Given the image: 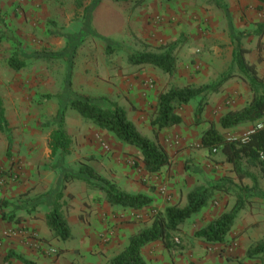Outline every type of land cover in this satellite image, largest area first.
Masks as SVG:
<instances>
[{
    "label": "rangeland",
    "instance_id": "374dc122",
    "mask_svg": "<svg viewBox=\"0 0 264 264\" xmlns=\"http://www.w3.org/2000/svg\"><path fill=\"white\" fill-rule=\"evenodd\" d=\"M0 23V99L9 126L8 134L0 133V206L14 205L17 213L13 219L32 217L35 210L30 203H41L36 205L35 213L45 217V224L55 202L73 203L76 196L86 195L78 201L106 203L103 194L85 182L86 168L127 194L139 190L136 183L150 192H159L168 206L175 203L184 206L186 195L194 186H218L226 192L216 191L209 206L184 223L180 235L174 239L176 246L163 252L166 257L162 254L159 264H264L263 256H247L250 248L264 244V179L257 172L258 188L244 192L243 208L226 240L211 245L194 237L197 230L230 211L238 187H251L248 180L239 183L231 166L224 164L221 157L209 155L198 144L206 124H215L227 140L245 138L254 128L243 125L222 130L217 125L223 114L241 108L251 99L242 77L234 75L217 93L200 96L176 109V113L183 110L186 121L174 130L177 138L184 135V146L176 151L188 152L178 159L172 154L166 168L146 176L141 174V156L135 148L82 119L70 107L71 101L82 98L102 108L116 105L125 111L141 135L152 139L155 132L150 123L159 94L173 87L215 83L230 69L228 58L233 38L237 37L241 46L248 49V62L257 58L264 61V42H258L255 50L257 38L264 37L262 3L256 0H0ZM8 37L19 43V53L25 61V67L19 71L8 66L15 49ZM172 43L176 44L172 75L150 66H134L128 61V51L158 52ZM260 73L264 76V65L260 66ZM200 102H204L201 122L194 124V111ZM60 123L71 140L70 152L63 158L51 157L48 138ZM159 137L160 132L157 134L160 144ZM22 185L25 187L20 188ZM10 191L14 196H1L2 192ZM67 193L71 197L63 199ZM154 210L143 217L126 210L121 218L132 224L136 223L132 219H144L142 229L150 225ZM60 211L64 218L71 215L61 205ZM10 231L0 225V264H20L14 255L24 257L14 250L3 249ZM22 231L26 233L28 229ZM34 232L28 239L43 244L51 241V236H32ZM50 250L55 253L49 254ZM155 250L143 258L147 261V256ZM59 253V248L52 246L41 251L42 258L51 263Z\"/></svg>",
    "mask_w": 264,
    "mask_h": 264
},
{
    "label": "trees",
    "instance_id": "16d2710c",
    "mask_svg": "<svg viewBox=\"0 0 264 264\" xmlns=\"http://www.w3.org/2000/svg\"><path fill=\"white\" fill-rule=\"evenodd\" d=\"M126 2L128 0H114ZM264 5V0H256ZM1 24V23H0ZM7 40L13 42L15 49L8 59V66L19 71L25 67V61L19 53V43L12 37ZM231 64L229 71L221 75L219 79L210 85L200 87L184 86L173 87L159 94L156 110L150 125L155 135L152 139L140 134L135 125L127 118L125 111L111 104L108 108H102L89 99H78L70 102V107L82 119L91 121L93 124L107 133L115 136L121 143L135 148L141 156L142 170L148 174H155L169 165V157L157 141L160 131L170 129L182 124L181 118L176 114V109L185 106L196 98L215 94L225 82L234 75H239L248 85L251 99L239 109H234L223 114L217 121L222 130H233L243 125H251L264 121V76L257 73L256 67L246 60L248 51L241 46L237 37L232 39ZM176 44H168L161 47L158 52H134L128 51V61L139 67L150 66L157 68L168 75L175 71ZM258 62L260 60L258 59ZM204 103V102H203ZM203 103L200 102L194 111V124H200ZM0 133H9L5 110L0 99ZM71 140L60 123L48 138V149L52 157L67 156L70 152ZM199 147L209 155L222 158L223 163L231 166L237 180L241 183L248 180L251 187L241 189L238 187L237 198L229 212L222 213L205 227L197 230L194 237L204 243L217 245L222 244L231 231L238 213L243 208V194L248 190L258 188L256 172L264 179V129L254 131L246 139H225L211 123L203 130L199 137ZM252 170L255 172L253 173ZM85 182L91 188H95L103 194L109 206L119 207L124 210L138 211L151 206L152 200L143 194H127L120 191L116 185L107 179L97 175L92 169L86 168ZM216 191L226 192L218 186L198 185L194 186L186 195L184 206L180 203L167 206L160 211L154 210L150 217V225L139 229L127 239L126 247L115 255L108 264H149L142 256L143 249L152 243L160 242L165 250L169 251L176 245L174 239L180 235L185 222L194 215L206 209ZM46 226L50 232L51 240L67 241L70 239L69 226L60 211V205L54 203L46 215ZM248 258L254 256L264 257V244L260 243L247 251ZM20 264H37L27 260L21 255H14ZM192 264V263H190Z\"/></svg>",
    "mask_w": 264,
    "mask_h": 264
},
{
    "label": "crops",
    "instance_id": "0c3cea01",
    "mask_svg": "<svg viewBox=\"0 0 264 264\" xmlns=\"http://www.w3.org/2000/svg\"><path fill=\"white\" fill-rule=\"evenodd\" d=\"M258 42L259 44L263 43L264 37L257 38L255 50L258 48ZM246 50L248 51V49ZM231 52L232 46L229 48V65L231 64ZM258 59L260 62H258ZM246 60L249 61L248 58H246ZM249 63L254 65L259 76L263 77L260 73V66L264 65V61H261L260 58H257ZM232 94L236 96L234 91ZM242 106L243 105H241V107ZM176 114L181 118L182 125L186 124V121L182 117L183 110L179 109ZM182 125H179L170 131H160V146L166 152L168 157H171L172 154H174L176 155L175 159H178L182 156H185V154L188 152L187 150L180 153H177L176 151L177 149L183 148L182 146H184V135H181V138H177L178 136L175 135L177 131L174 133V130L180 128ZM207 127V124L204 125L202 131ZM58 157L63 158L64 156L58 155ZM169 163H171V159H169ZM141 174L144 176L147 173L141 170ZM29 185L30 182H28V186ZM135 185L137 187L136 189L139 188V190L132 193V195H147L151 198L152 203L148 208L138 211L130 210L129 212L138 215V217H143V215L147 214L152 209L161 210L168 206V203H163L164 198L159 194V192H150L144 186L139 185V183H136ZM24 187L25 185H22L20 188ZM16 192H20L19 189L16 188ZM1 196L10 197L14 195L13 192L10 191V193L6 194L2 192ZM85 196L86 195H78L76 196L77 199H74L73 203L60 204L62 209H66L71 214L68 219L65 218L70 230V239L64 242L55 239L43 244L37 241H32L30 238L28 239L29 234L32 231H35L32 236L38 235L40 238L50 237V232L45 224V217L38 216L35 213L37 209L36 205L41 203H30L29 205L32 206L31 208L35 210L33 211L34 213L31 214L32 217L18 220L13 219V214L17 213H14V210H16L14 205L8 204L7 206L8 208H12V210L0 206V225L2 228H9V231L11 230L8 233L6 240L3 242V249H6L7 251L14 250L16 253L24 255L25 259L32 260L37 264H72L73 260H75L73 261V264H104V262H107L109 257L113 258L126 247L128 237L140 229L145 220L139 218L132 219L136 220L135 224L128 223V221L125 222L121 218V214L126 210L116 209L117 207L109 206L107 203H97L93 200L87 201L84 199L82 203H80L78 200L85 198ZM70 197L71 196L68 195V193L67 195L62 196L63 199H69ZM47 205L50 206V203H46V206ZM23 229H28V232L25 233V231H22ZM48 246L59 248L60 253L59 256L56 257L54 263H51L50 261L48 262L42 258L41 251L46 250ZM153 248L156 250L151 256H147V261L150 264H159V261L161 260L160 256L165 251V248L161 243L155 242L147 245L142 251V255L143 257L145 254L148 255V253ZM163 256L166 257L165 254H163ZM100 261H102V263Z\"/></svg>",
    "mask_w": 264,
    "mask_h": 264
},
{
    "label": "built area",
    "instance_id": "2783aa9c",
    "mask_svg": "<svg viewBox=\"0 0 264 264\" xmlns=\"http://www.w3.org/2000/svg\"><path fill=\"white\" fill-rule=\"evenodd\" d=\"M261 129H264V121L256 124L254 126V128L251 131H249V133L246 135V137L244 139H246L248 136H250L251 134H253L254 131H259ZM54 253H55L54 250H50L49 251V254H54Z\"/></svg>",
    "mask_w": 264,
    "mask_h": 264
}]
</instances>
